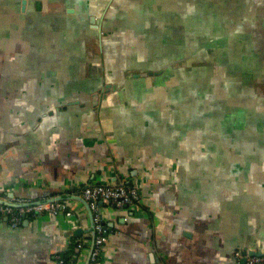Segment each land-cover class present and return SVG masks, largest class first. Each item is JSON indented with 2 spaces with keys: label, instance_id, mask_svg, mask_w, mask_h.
Masks as SVG:
<instances>
[{
  "label": "crops",
  "instance_id": "1",
  "mask_svg": "<svg viewBox=\"0 0 264 264\" xmlns=\"http://www.w3.org/2000/svg\"><path fill=\"white\" fill-rule=\"evenodd\" d=\"M215 1L223 11L234 2L264 4L0 0V195L33 200L93 181L114 183L118 174L139 178L141 209L99 202L109 234L103 264H236V247H264V169L257 174L264 159L188 137L191 113L177 122L169 97L139 91L146 78L128 71L163 67L173 82L186 83L185 65L139 63L134 53L145 34L138 29L149 12L158 23L165 12L190 18L218 12ZM69 205L75 215L29 214L14 228L0 221V264H55L67 231L78 219L90 225L81 202Z\"/></svg>",
  "mask_w": 264,
  "mask_h": 264
},
{
  "label": "flooded vegetation",
  "instance_id": "2",
  "mask_svg": "<svg viewBox=\"0 0 264 264\" xmlns=\"http://www.w3.org/2000/svg\"><path fill=\"white\" fill-rule=\"evenodd\" d=\"M232 4L235 6L234 10L223 11L220 10L221 4L215 1L214 5L215 8L217 6L218 12L212 13L209 9L208 12L198 15L194 13L190 18H182V12H165V18L159 23L157 19L150 17L151 12L147 13L148 17L142 20L143 23L141 22L138 29L145 35L138 36L141 42L136 44L138 51L134 53L139 63L143 65L149 62L160 64L173 61V64L185 65V68L190 70L194 67L207 66L209 64L206 60H189V57L200 55L205 50L213 53L217 49L229 47L224 42L225 39L228 45L233 46L236 43V46L243 50L244 56L249 54L250 59L253 57L252 62L257 61L259 64H264V54L260 49L255 48L256 44H260L264 49V4H257V9L256 3L234 2ZM204 6L212 8L210 3H205ZM146 49H151L154 60L146 58L144 51ZM255 55L258 57L256 58ZM249 58L246 61L249 62ZM256 66L262 67V65ZM246 68L243 69L247 70ZM128 71L136 79L149 78L152 81L153 84L146 79L141 80L139 86L136 85L139 91L145 94L153 92L157 97L159 95L169 97L166 104L172 110L170 115L174 120L179 122L191 113L192 119L197 122L192 123L190 132H186L188 137L201 138L213 145L221 144L223 141L241 145L239 149L243 155L246 154L244 148H250L248 154L251 156L247 155V157L252 160L257 157V154L260 157L263 153L264 157V75L253 81L257 94L254 97L255 101L241 97L242 102L237 100L235 104L228 107V104L232 102L222 100L216 104L217 109H210L199 114V111L194 108L198 99L194 91L190 90L188 81L186 83L173 82L174 73L171 69L147 67ZM174 84L177 86L174 87ZM115 88L119 89L120 86L117 85ZM128 90H132V84H129ZM104 91H106L105 88ZM103 92L99 90L96 95L100 96ZM250 103L256 107L245 110V114L248 113L246 116L241 110L246 108L245 104ZM224 109H227V116L220 117ZM220 120L223 121L221 124H219ZM245 120H247V128H245ZM231 126H235V133L223 137L225 129L229 130ZM207 127L217 130L219 134H215Z\"/></svg>",
  "mask_w": 264,
  "mask_h": 264
},
{
  "label": "water",
  "instance_id": "3",
  "mask_svg": "<svg viewBox=\"0 0 264 264\" xmlns=\"http://www.w3.org/2000/svg\"><path fill=\"white\" fill-rule=\"evenodd\" d=\"M224 42H226V45L229 47H223V48L217 49L213 53H208L205 50V52L202 51L200 55L189 57V60H197V59L201 60L202 59V60H206L207 63L209 64L207 66H200L196 68L194 67V69H192L189 73L190 78H187V75H186L189 88L191 91H194V94L196 98L198 99V103H196L195 98L193 97L194 103H196L194 105V108L197 111H199L198 112L199 114H202L205 111H209L210 109H217L218 106L216 107V104H218V102H221L222 100L224 101L227 100L229 102H232L228 104V107H231L233 103L235 104V102H237V100H240L239 102H242L241 97H247L248 100L255 101L254 97L257 96L255 87L253 85V81L264 75V64H259L257 61L252 62L251 59L253 57L250 59L249 54L247 56H244L243 50H240V47L236 46V43L233 46H231V45H228L227 40L224 39ZM255 48L260 49L261 52L264 54V49L262 48V45L256 44ZM255 57L257 58L258 55H255ZM247 58L250 59L249 62L246 61ZM213 62L214 64L212 65ZM256 65H262V67L258 66L259 67L258 68ZM243 68H246L247 70ZM182 76L183 75L178 76L177 79H179V77L181 78ZM175 86L177 85L174 84V87ZM103 89L104 88L102 87L100 90H102L103 92ZM98 97L99 95H95V99ZM244 106L246 108H243V110L241 109L240 110L246 116L248 115V113L246 112L245 114V110L251 107H256L254 105H251V103L245 104ZM221 113L222 114L219 115L220 117H226L227 109H224ZM194 122H197V121L192 119V123ZM222 122L223 121L220 120L219 124H221ZM245 128H247V120H245ZM207 129H212L215 132V134L217 133L219 134L217 130H214L211 127H207ZM235 131H236L235 126H231L229 130L225 129V133L223 134V137H228L234 134ZM239 147H241V145L232 144V143L231 144L221 143V146L218 149H222V152L224 153H226L229 150L239 152L240 151ZM244 150L246 153L245 155H250L248 154L250 148L248 149L244 148ZM263 159H264L263 153H261L260 157H258V154H257L256 160L258 162H262ZM263 169L264 168L261 165L258 166L257 174H262L263 172H260V171H262ZM147 174H145L144 172L140 174L139 176L144 177L145 175V177H147ZM117 176L120 177L121 174H118ZM259 178L261 179V176H256V179H259ZM122 179H124L125 182L130 181V178L129 177L125 178V175H123ZM9 196L12 199H8L0 195V204L12 206V207H22V206H31V205H35L39 203H47V202H66V201L81 202L88 212L90 225L89 227L82 226L81 220L78 219L76 222L78 225L75 228L69 229V231H67V243H68L67 248L59 249L53 252L52 262L55 263V258L58 253L67 251L70 248L75 238L77 240V239H80L81 236H83L85 239H88L89 237L88 239L89 246H88V249L85 255L86 257H85L83 264H89L92 251L95 247V237H96L95 220H94L93 210L90 206V202L81 195L80 191L78 190H71V192H61L60 191L57 193L50 194L48 196L46 195L45 197H42V198L27 200V202H18L17 200L13 199L14 194L12 193H9ZM100 204H103V203L100 202ZM26 222H29V221L27 220ZM6 224L9 225L7 222ZM88 233L90 234V236H86ZM107 235H109L108 228H107ZM108 244L106 245V247L108 246ZM105 249L102 254L101 264H103V255H104ZM238 249L244 250L247 255H264L263 246L253 245L250 243L242 244L236 247L232 251V256L236 264H239L235 256V252Z\"/></svg>",
  "mask_w": 264,
  "mask_h": 264
},
{
  "label": "built area",
  "instance_id": "4",
  "mask_svg": "<svg viewBox=\"0 0 264 264\" xmlns=\"http://www.w3.org/2000/svg\"><path fill=\"white\" fill-rule=\"evenodd\" d=\"M121 174L119 181L108 183L104 181H93L77 190L81 195L90 202L94 213L95 220V247L92 251L89 264H101V258L106 245L109 242L107 227L104 223L102 211L99 202L111 206L115 210H137L143 206L142 190L139 178H130L129 182L122 179ZM18 202H27V199L18 198ZM70 201L66 202H47L31 206L12 207L0 204V221H6L10 226L17 227L21 223L25 214H41L44 212H65L68 216L75 215V209H70ZM74 246L76 255L72 260L66 261L61 253L55 258V264H83L85 255L89 246V240L80 238L71 244ZM70 246V247H71ZM235 256L239 264H264V255H247L244 250L238 249Z\"/></svg>",
  "mask_w": 264,
  "mask_h": 264
},
{
  "label": "trees",
  "instance_id": "5",
  "mask_svg": "<svg viewBox=\"0 0 264 264\" xmlns=\"http://www.w3.org/2000/svg\"><path fill=\"white\" fill-rule=\"evenodd\" d=\"M61 255L66 261L72 260L73 256L76 255L74 246H71L67 251L62 252Z\"/></svg>",
  "mask_w": 264,
  "mask_h": 264
}]
</instances>
